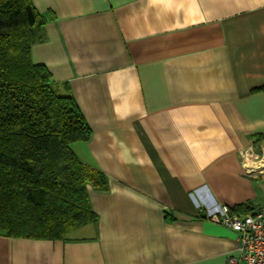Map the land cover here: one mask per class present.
I'll use <instances>...</instances> for the list:
<instances>
[{"label": "crops", "instance_id": "0c3cea01", "mask_svg": "<svg viewBox=\"0 0 264 264\" xmlns=\"http://www.w3.org/2000/svg\"><path fill=\"white\" fill-rule=\"evenodd\" d=\"M31 1L33 61L75 99L92 138L74 151L109 187H89L92 237L0 236V264H227L240 242L209 208L264 209L241 156L264 155V0Z\"/></svg>", "mask_w": 264, "mask_h": 264}, {"label": "trees", "instance_id": "16d2710c", "mask_svg": "<svg viewBox=\"0 0 264 264\" xmlns=\"http://www.w3.org/2000/svg\"><path fill=\"white\" fill-rule=\"evenodd\" d=\"M45 22L31 0H0V236L68 242L98 224L89 187L109 182L74 151L92 138L75 99L33 61Z\"/></svg>", "mask_w": 264, "mask_h": 264}, {"label": "built area", "instance_id": "2783aa9c", "mask_svg": "<svg viewBox=\"0 0 264 264\" xmlns=\"http://www.w3.org/2000/svg\"><path fill=\"white\" fill-rule=\"evenodd\" d=\"M241 156L246 174L264 172L263 154L250 148L244 150ZM249 208L248 213L233 211L228 206H217L209 211L210 221L230 229L238 236V253L231 256L227 264H264V209Z\"/></svg>", "mask_w": 264, "mask_h": 264}, {"label": "rangeland", "instance_id": "374dc122", "mask_svg": "<svg viewBox=\"0 0 264 264\" xmlns=\"http://www.w3.org/2000/svg\"><path fill=\"white\" fill-rule=\"evenodd\" d=\"M93 234H94L93 233V227H92V225H89L88 227H86V229H84V230L81 229L78 232H76L74 234V236L77 238H90L93 236Z\"/></svg>", "mask_w": 264, "mask_h": 264}, {"label": "bare ground", "instance_id": "6f19581e", "mask_svg": "<svg viewBox=\"0 0 264 264\" xmlns=\"http://www.w3.org/2000/svg\"><path fill=\"white\" fill-rule=\"evenodd\" d=\"M210 209H211V208H209V210H208V214H209Z\"/></svg>", "mask_w": 264, "mask_h": 264}]
</instances>
